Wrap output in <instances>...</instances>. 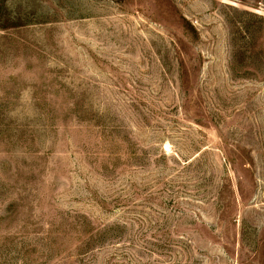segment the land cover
Returning a JSON list of instances; mask_svg holds the SVG:
<instances>
[{"label": "rangeland", "instance_id": "rangeland-1", "mask_svg": "<svg viewBox=\"0 0 264 264\" xmlns=\"http://www.w3.org/2000/svg\"><path fill=\"white\" fill-rule=\"evenodd\" d=\"M0 264H264V0H0Z\"/></svg>", "mask_w": 264, "mask_h": 264}]
</instances>
